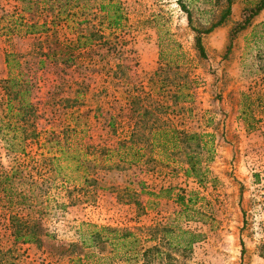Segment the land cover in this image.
Here are the masks:
<instances>
[{"label":"rangeland","instance_id":"obj_1","mask_svg":"<svg viewBox=\"0 0 264 264\" xmlns=\"http://www.w3.org/2000/svg\"><path fill=\"white\" fill-rule=\"evenodd\" d=\"M119 1L127 21L110 38L115 49L95 45L74 50L73 60L65 63L39 54L46 51L43 35L24 33V25L4 34L7 22L0 18V125L10 121L14 126L9 125V135L35 132L38 137L20 138L16 148L22 151L10 154L0 137V167L9 170L19 164L24 182L28 177L41 182L46 175L42 158L56 149L55 140L110 149L107 156L89 161L95 168L86 179L82 171L59 169L49 201H42L38 213L42 227L54 234L52 240L13 243L0 208L1 259L5 264H66L56 259L50 244L75 241L79 222L128 229L159 222L173 231L199 234L185 252L172 249L177 260L171 264H264V39L257 28L264 21V7L235 35L224 55L242 9L258 1L231 0L226 19L202 34L201 57L191 27H209L225 0H181L190 12L189 25L176 0ZM17 4L0 0V16L19 11ZM89 4L97 12L95 2ZM54 28L56 45L74 37L63 23ZM103 32L106 36L107 30ZM6 58L12 72L28 84L33 127L4 116ZM130 108L141 112L139 122L148 136L137 144L141 158L131 164L111 152L133 125ZM65 125L74 131L64 133ZM157 125L210 134L202 149H196L205 176L184 174L181 147L171 151L168 137L151 135ZM104 161L109 167L101 166ZM38 184L41 189L33 194L43 200L47 182ZM64 186L70 190V204ZM54 200L62 206L56 207Z\"/></svg>","mask_w":264,"mask_h":264},{"label":"trees","instance_id":"obj_2","mask_svg":"<svg viewBox=\"0 0 264 264\" xmlns=\"http://www.w3.org/2000/svg\"><path fill=\"white\" fill-rule=\"evenodd\" d=\"M15 1L18 3L20 10L14 11V14L4 13L0 16V18L6 19L7 22L4 26V34L12 33L16 30L14 27L18 25H24V33L43 35V40L46 42V51L42 52L40 49L39 54L47 59H54L55 62V57H58L62 63L73 60L74 50H90L95 45L98 48L107 45V47L115 49V43L110 38H114V35L118 34L127 21V16L119 0H92L95 2L94 8L97 9V12L91 10L93 5L89 4L91 0ZM176 1L184 12L189 25V10L181 3V0ZM230 4L231 0H225L224 9L217 20L209 27L202 30L191 27L194 33V48L199 56L204 57L201 44L202 34L208 33L226 19L230 14ZM263 7L264 0H258L252 7L242 9L240 20L231 27L228 33L224 55L229 52L235 35L246 28L252 17ZM59 23H63L66 29L73 33L74 37L59 41L57 46L56 38L54 42L51 36L55 34L54 27ZM257 28L260 31L258 35L264 39V21L258 23ZM104 30H107L106 36H104ZM52 43L53 45H51ZM85 56L91 59L88 53ZM11 61L16 66V61ZM43 61L38 60L40 63H43ZM9 62L10 60L6 58L8 74L2 80L4 116L9 119L22 120L26 126L33 127L34 108L27 97L29 94L28 84L25 80L22 81L23 79L19 75L12 72ZM129 110L131 112L129 117L134 118L133 125L126 132V136H122L117 140L116 146L111 152H115L121 157L126 156L127 158L123 157L122 160L131 164L141 158L140 147L137 144L140 143V140L145 141L148 136L142 132L143 129L139 122L141 112L135 108ZM9 125L14 126L10 121L0 125V137L4 142L5 150L9 154L17 151V149L22 151V148H16L17 145H21L20 138L32 136L35 140L38 139L35 132L29 134L22 132L24 135L20 137L13 134L9 135ZM63 130L66 134L74 131L72 127L67 125L64 126ZM150 131L151 135L158 134V136L168 137L171 151L179 150L181 147L186 164L183 172L186 176H194L199 179L205 176L206 170L200 165V158L196 149H202L207 142L204 138L209 137V133L186 132L173 127L164 129V127L158 125ZM64 136L67 135L64 134ZM51 141L52 139L48 138V142L51 143ZM153 143L156 142L153 141ZM182 143H184L183 147L181 146ZM55 145L56 149L53 152H48V156L42 158L46 175L41 179V182H47V187L44 188L42 193L45 195L43 200H38L33 194L35 189H41V184H38L41 182L32 177H28L24 182L19 173V164L18 166L13 164L9 170L0 167V208L4 210L2 215L6 216L5 226L9 230L13 243L39 244L45 238L52 240L54 234L48 233L42 227L38 213L44 205L42 201L45 204L49 201L48 190L53 186L56 176L60 174L59 169L82 171L83 178L86 179L87 171L95 168L93 167L95 164H90L89 161L98 155L107 156L108 151H110V149L100 146L95 147L75 141L69 143L68 140L64 142V145L55 140ZM164 145L165 143L161 142V146ZM62 160L65 164H60ZM101 166L104 168L109 167L105 161ZM73 188L75 187L73 186ZM63 189L69 197L68 203L70 204L72 201L68 193L70 190L66 186ZM175 199L182 208H186L187 202L184 201L182 196L177 195ZM54 203H56V207L62 206L55 200ZM175 231L159 222L134 229L79 222L76 226L75 241L60 244L51 242L50 246L53 254L56 255V259L67 260L66 264H155L156 261L161 260H164L162 264H171V261L177 260L171 254L172 249L180 253L185 252L191 243L199 237L198 233L184 229L176 228ZM183 234L186 237H182ZM146 242L151 244H146ZM1 255L0 252V264H5L4 260L1 259Z\"/></svg>","mask_w":264,"mask_h":264}]
</instances>
